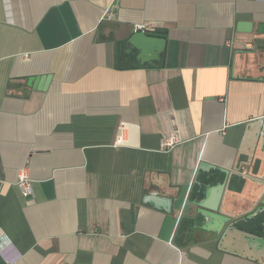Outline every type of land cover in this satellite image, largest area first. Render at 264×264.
<instances>
[{
  "label": "crops",
  "instance_id": "1",
  "mask_svg": "<svg viewBox=\"0 0 264 264\" xmlns=\"http://www.w3.org/2000/svg\"><path fill=\"white\" fill-rule=\"evenodd\" d=\"M260 24L264 0H0V264H264L219 213L264 160Z\"/></svg>",
  "mask_w": 264,
  "mask_h": 264
},
{
  "label": "water",
  "instance_id": "2",
  "mask_svg": "<svg viewBox=\"0 0 264 264\" xmlns=\"http://www.w3.org/2000/svg\"><path fill=\"white\" fill-rule=\"evenodd\" d=\"M242 26L249 27V25L246 24L245 25L242 24ZM257 30L258 32L263 33L264 24H260ZM244 31L248 32L249 30L247 29ZM165 41H166L165 30L156 29L154 31H143V32L137 31L127 39L126 46L130 50L131 49L140 50L141 55H144L146 52L154 53V58L159 59L160 52L163 50L165 46ZM254 48L256 50L257 48L256 45ZM262 48H264V45H262ZM258 136L259 135H255L256 144L261 145L263 143L264 146V142L261 143V137ZM263 146L262 148H264ZM249 166H250V171L248 172V175H240V176L236 175L237 179L234 180L230 177V179L227 182L226 179H223L224 181L222 180V182H224L223 184L227 183L226 186L227 188L225 190L224 198L220 204L221 206L219 207V213L225 216L226 218L225 221L228 224V226L223 230V232H220V236L224 237L226 235L236 232L240 227L239 225L241 224L251 225L252 228L255 229L259 227L261 229V232L259 235H257V237H259L260 239L258 240L260 242V245L258 246L259 248H254V249L259 251L258 255L260 257H264V209L256 208L255 210H253V206H252L246 211H241L236 208L238 204L230 200V198L233 197V195L237 196L238 194L239 196H242L243 199H249L251 201V205H255V203L260 201L261 198H264V183L261 181L258 182L257 180L253 179V177L261 178V175H258L257 173H252L251 168L253 169L254 167L252 165ZM252 184L254 186H252ZM263 204H264V200H263ZM247 212H249L250 214H248ZM259 216H263L261 222L256 221V219L259 218ZM253 236L256 237V235L254 234L250 235L249 237H253Z\"/></svg>",
  "mask_w": 264,
  "mask_h": 264
},
{
  "label": "built area",
  "instance_id": "3",
  "mask_svg": "<svg viewBox=\"0 0 264 264\" xmlns=\"http://www.w3.org/2000/svg\"><path fill=\"white\" fill-rule=\"evenodd\" d=\"M109 8H107V10L105 11V16H110L109 14ZM149 28H151L150 24H136L134 26V30L135 31H147ZM233 43V39L229 40V44ZM118 141V140H117ZM177 142H179V136L177 135V133L170 132V134H168V136L163 137L161 140V146L163 148H169L171 146H173L174 144H176ZM16 186L21 194V196L25 199H28L31 197L32 195V181L29 178L26 170L21 169L20 173L17 177L16 180Z\"/></svg>",
  "mask_w": 264,
  "mask_h": 264
},
{
  "label": "trees",
  "instance_id": "4",
  "mask_svg": "<svg viewBox=\"0 0 264 264\" xmlns=\"http://www.w3.org/2000/svg\"><path fill=\"white\" fill-rule=\"evenodd\" d=\"M250 144L253 145L252 148L255 150V147L257 145L255 137L251 138ZM250 157H252V156L250 155L249 158ZM253 161H257V159L254 158ZM253 161L250 160V165H252L254 167L253 169L251 168L252 173H257L258 175H262L263 172H264V160H262L260 162V165H258L257 162L254 164ZM252 186H254V185L252 184ZM262 217L263 216H259V218H257L256 221L257 222H261L262 221ZM239 226L240 227H239V229L236 232L229 234V237H232V239L233 238L236 239V241H238L239 243H241L240 241L242 240V234L243 235L244 234H252V235L254 234V235L257 236L261 232V229L259 227L257 229H255V228H252V226L248 225V224H241Z\"/></svg>",
  "mask_w": 264,
  "mask_h": 264
}]
</instances>
